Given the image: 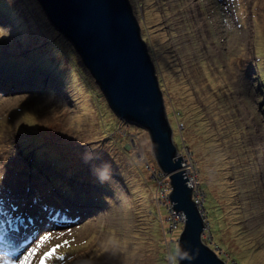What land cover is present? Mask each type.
Segmentation results:
<instances>
[{"label": "rangeland", "instance_id": "obj_1", "mask_svg": "<svg viewBox=\"0 0 264 264\" xmlns=\"http://www.w3.org/2000/svg\"><path fill=\"white\" fill-rule=\"evenodd\" d=\"M130 3L200 166L203 237L264 264V0ZM168 188L40 2L0 0V264H177Z\"/></svg>", "mask_w": 264, "mask_h": 264}, {"label": "water", "instance_id": "obj_2", "mask_svg": "<svg viewBox=\"0 0 264 264\" xmlns=\"http://www.w3.org/2000/svg\"><path fill=\"white\" fill-rule=\"evenodd\" d=\"M38 2L55 28L74 45L116 120L150 133L156 163L170 178L172 206L184 218L177 264H227L202 238L206 230L203 208L192 196L186 164L173 142L157 68L130 0Z\"/></svg>", "mask_w": 264, "mask_h": 264}, {"label": "built area", "instance_id": "obj_3", "mask_svg": "<svg viewBox=\"0 0 264 264\" xmlns=\"http://www.w3.org/2000/svg\"><path fill=\"white\" fill-rule=\"evenodd\" d=\"M182 152H179V153L183 157L182 163L184 162L186 164L185 174H188L187 176L189 177V181H190L189 185L193 189L192 196H193L195 202L197 203V205L199 206L203 203L205 195H204L202 185L200 184V171L198 168V163H196L192 152H190L189 150L188 151L186 150L185 154H183ZM158 171H159V174L161 176L168 179V176L166 174L164 175L160 170H158ZM168 186H169V188H168L169 190L167 193V197L169 198V200L171 202V199L169 197V192L171 191L172 186H170L169 179H168ZM172 205H173V203L171 202L170 207L172 208V221L176 222L179 219L181 221H184L183 214H179ZM176 228H177V226H176Z\"/></svg>", "mask_w": 264, "mask_h": 264}, {"label": "clouds", "instance_id": "obj_4", "mask_svg": "<svg viewBox=\"0 0 264 264\" xmlns=\"http://www.w3.org/2000/svg\"><path fill=\"white\" fill-rule=\"evenodd\" d=\"M72 44V43H71ZM74 46V45H73ZM75 48V47H74ZM103 93V92H102ZM104 95V94H103ZM108 103V102H107ZM142 129V128H141ZM146 130V129H145ZM147 133H148V131H147ZM149 135H150V133H149ZM150 137V136H149ZM186 148V147H185ZM190 152H191V150H190ZM192 154H193V152H192ZM178 155L180 156L181 154L178 152ZM194 156V155H193ZM194 159H195V157H194ZM158 170H160L161 171V169H160V167L158 166ZM200 171V170H199ZM162 172V171H161ZM163 173V172H162ZM164 174V173H163ZM165 175V174H164ZM168 176V179H169V182H170V178H169V175H167ZM170 186H171V184H170ZM172 190V189H171ZM203 191H204V189H203ZM171 192V191H170ZM169 192V193H170ZM204 195H205V191H204ZM171 199V198H170ZM205 199H206V195H205V198H204V201H203V203L201 204V205H199L200 207H202L203 208V210H202V215H203V217H205V207L203 206V204H204V202H205ZM182 222H184V221H182ZM205 222H206V217H205ZM203 237V236H202ZM29 243V242H28ZM27 247H28V245H27ZM26 247V245H24V247L21 249V252L22 251H24V249H26L27 248ZM217 251V250H216ZM217 253H218V251H217ZM218 255H219V253H218ZM177 257V256H176ZM220 257V256H219ZM221 258V257H220ZM177 259V258H176ZM222 259V258H221ZM225 260V259H224ZM177 261V260H176ZM226 261V263L227 264H229L228 263V261L227 260H225Z\"/></svg>", "mask_w": 264, "mask_h": 264}, {"label": "trees", "instance_id": "obj_5", "mask_svg": "<svg viewBox=\"0 0 264 264\" xmlns=\"http://www.w3.org/2000/svg\"><path fill=\"white\" fill-rule=\"evenodd\" d=\"M195 161H196V163H198V161L195 159ZM198 168H199V170H200V166H199V163H198ZM207 213V212H206ZM205 217H208L206 214H205ZM218 219V218H217ZM207 221V220H206ZM216 222H218V221H216ZM219 224V223H218ZM203 238V240L205 241V243L206 244H209V246H211L212 245V243L213 242H211L212 241V239L211 238H206V237H202ZM218 247L220 248V244H218ZM223 252H225V251H222V253ZM219 256L222 258V259H225V256H222L221 255V253H219ZM225 260H227V259H225ZM230 264V263H229Z\"/></svg>", "mask_w": 264, "mask_h": 264}, {"label": "bare ground", "instance_id": "obj_6", "mask_svg": "<svg viewBox=\"0 0 264 264\" xmlns=\"http://www.w3.org/2000/svg\"><path fill=\"white\" fill-rule=\"evenodd\" d=\"M1 258H3V257H1Z\"/></svg>", "mask_w": 264, "mask_h": 264}]
</instances>
